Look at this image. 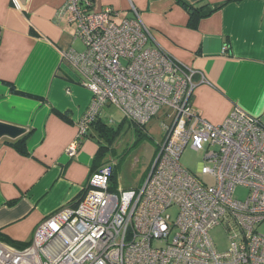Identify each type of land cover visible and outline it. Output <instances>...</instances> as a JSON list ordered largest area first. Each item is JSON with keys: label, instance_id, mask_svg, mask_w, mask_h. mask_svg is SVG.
Instances as JSON below:
<instances>
[{"label": "built area", "instance_id": "built-area-1", "mask_svg": "<svg viewBox=\"0 0 264 264\" xmlns=\"http://www.w3.org/2000/svg\"><path fill=\"white\" fill-rule=\"evenodd\" d=\"M133 11L117 23L110 7L63 0L60 14L82 49L60 56L91 94L68 157L109 107L139 128L166 110L142 186L111 190L113 164H103L75 205L38 224L28 246L0 242V264H264V235L257 231L264 223V125L237 108L219 125L202 119L190 102L196 73L150 46V32ZM188 145L203 152L210 167L200 164L198 173L213 184L179 164ZM238 188L247 191L244 201L235 196ZM219 226L229 238L222 253L210 238Z\"/></svg>", "mask_w": 264, "mask_h": 264}, {"label": "crops", "instance_id": "crops-1", "mask_svg": "<svg viewBox=\"0 0 264 264\" xmlns=\"http://www.w3.org/2000/svg\"><path fill=\"white\" fill-rule=\"evenodd\" d=\"M182 1L221 7L193 29L175 0L92 5L112 8L117 23L135 10L150 32L149 45L198 75L190 102L202 119L219 125L237 108L262 122L264 0ZM62 5L63 0H0V122L27 131L23 153L18 140L0 139V236L13 246L29 244L40 222L75 205L91 175L107 163L106 157L94 163L102 142L95 135L84 137L73 157L65 153L91 94L61 62L60 53L78 43L75 27L60 14Z\"/></svg>", "mask_w": 264, "mask_h": 264}, {"label": "rangeland", "instance_id": "rangeland-1", "mask_svg": "<svg viewBox=\"0 0 264 264\" xmlns=\"http://www.w3.org/2000/svg\"><path fill=\"white\" fill-rule=\"evenodd\" d=\"M74 48L77 51L82 49L79 43ZM164 111L166 110L161 109L157 116L149 121L143 132L145 135L141 139H139L137 131H132L127 121L122 123L123 115L117 109L109 107L101 113V119L109 122V125L117 129L116 135L108 144L109 150L104 160L107 163H112L115 167L116 190L137 189L142 186L156 152L157 144L163 136L161 123H168L164 116ZM262 124L264 125V117L262 118ZM134 126L136 125L134 124ZM179 164L190 173L197 175L204 183L213 184L210 176L198 173L200 164L210 167L209 163L203 161V152L194 151L188 145L179 158ZM235 196L238 200L244 201L247 191L243 188H238L235 191ZM167 214L170 215L171 222H174L177 215L176 209H169ZM257 231L264 235V223L257 227ZM210 238L218 252L222 253L228 249L229 238L223 227L213 228L210 231Z\"/></svg>", "mask_w": 264, "mask_h": 264}, {"label": "trees", "instance_id": "trees-1", "mask_svg": "<svg viewBox=\"0 0 264 264\" xmlns=\"http://www.w3.org/2000/svg\"><path fill=\"white\" fill-rule=\"evenodd\" d=\"M177 4H179L180 6H182L188 13L189 15V19H188V26L190 28H195L198 21L202 18H206L209 15H211L214 11L218 10L221 6L218 7H213V8H209L207 6H202V7H198V6H190L187 5L186 3H184L182 0H175ZM231 1V0H228ZM70 72H72L75 76V73L73 72V70L69 67V66H65ZM60 70L65 72L64 69H62V67L60 66ZM63 77V76H62ZM65 79H70V77L65 74L64 75ZM76 77V76H75ZM198 75L195 74L194 75V80L197 81ZM76 82V81H75ZM11 90L14 93H18L14 90L13 86L11 85ZM127 120L122 119V123L125 122ZM129 123V126L131 127L132 131H137V133L139 134V139L144 137V131H145V127L143 128H137L136 126H134V124H132L131 122L127 121ZM121 123V124H122ZM120 124V125H121ZM119 125V126H120ZM117 133V129L113 128L111 125L108 124V122L102 120L101 118H98L89 128V131L85 134L84 137H90L92 138L94 135L101 140V144H99L98 146V151L94 157V163H100L101 161H103L105 159V157L107 156V152H108V144L110 143V141L114 138V136ZM93 135V136H92ZM25 137L18 140L15 145L18 146V150H22V145H24V141H25ZM106 144V145H105ZM21 145V146H19ZM81 145V142H80ZM22 148V149H21ZM23 153V150L21 151ZM115 177H116V173H115V167L113 169L112 172V176H111V190H115ZM0 242L1 243H5L8 245L7 242H5V240L0 236ZM10 246L14 247V248H18V249H23L26 246H28V244H23L20 246H13L10 244Z\"/></svg>", "mask_w": 264, "mask_h": 264}, {"label": "water", "instance_id": "water-1", "mask_svg": "<svg viewBox=\"0 0 264 264\" xmlns=\"http://www.w3.org/2000/svg\"><path fill=\"white\" fill-rule=\"evenodd\" d=\"M27 131L24 128L0 122V139L5 138L10 141L21 139Z\"/></svg>", "mask_w": 264, "mask_h": 264}]
</instances>
